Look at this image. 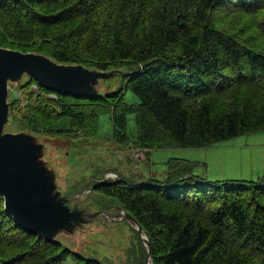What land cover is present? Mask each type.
Here are the masks:
<instances>
[{
  "label": "trees",
  "instance_id": "16d2710c",
  "mask_svg": "<svg viewBox=\"0 0 264 264\" xmlns=\"http://www.w3.org/2000/svg\"><path fill=\"white\" fill-rule=\"evenodd\" d=\"M0 46L98 71L129 70L121 89L91 98L25 76L18 85L25 105L10 99L15 133L92 141L108 114L113 143L143 151L131 152L139 162L155 150L212 148L264 132V0H0ZM128 90L139 103L127 102ZM64 116L69 128L59 126ZM199 166L171 159L165 175L141 182L107 170L81 192L132 215L148 234L154 264H264V174L212 181L195 174ZM140 247L146 264L142 240ZM70 256L74 264H112L24 231L0 195V264H64Z\"/></svg>",
  "mask_w": 264,
  "mask_h": 264
},
{
  "label": "rangeland",
  "instance_id": "374dc122",
  "mask_svg": "<svg viewBox=\"0 0 264 264\" xmlns=\"http://www.w3.org/2000/svg\"><path fill=\"white\" fill-rule=\"evenodd\" d=\"M113 72L106 78L100 77L91 85V90L94 89L93 93L105 95L121 89L125 79L122 72H129V70L125 68ZM11 88L16 89V86L12 85ZM124 94L128 103H139L140 100L132 91H125ZM17 96L18 88L10 94V97L14 99ZM99 125L100 137L92 141L85 142L84 137L36 138L37 142L45 146H41L40 154L47 166V172L53 177L56 190L64 197L71 198L74 204L80 202L78 195L82 188L91 181L101 178L103 171L118 172L130 181L141 182L146 181L152 174H156L158 178L165 175L167 162L171 159L199 164L195 174L212 181L256 180L264 173V132L233 138L212 148L155 150L151 152L147 161L141 159L137 162L132 153H138L140 150H124L113 143L115 132L108 114L100 117ZM59 126L69 128L70 119L66 116L62 117ZM5 130L14 132L9 125ZM126 133L129 140L133 142L137 134L136 120L133 115L128 118ZM84 195V204H79L81 213L79 218L86 220L87 214H94L91 224L87 225L90 228L80 227L69 235L61 234L60 241L73 253L81 254L86 258H104L112 264H143L141 239L133 231L134 228L123 220H112L115 219L114 214L119 212L114 209L117 206L115 202L106 199L102 202L103 204L94 203V197L99 194L94 193L89 201L87 193ZM101 205L105 206L103 209L109 207L108 211L100 213L102 210L97 208ZM74 262V258L70 256L64 264H74Z\"/></svg>",
  "mask_w": 264,
  "mask_h": 264
},
{
  "label": "water",
  "instance_id": "95a60500",
  "mask_svg": "<svg viewBox=\"0 0 264 264\" xmlns=\"http://www.w3.org/2000/svg\"><path fill=\"white\" fill-rule=\"evenodd\" d=\"M113 71L88 69L81 64H61L44 54L0 46V195L5 200L6 212L24 231L46 240L60 241L61 234L69 235L80 227L90 228L87 225L95 215L87 214L86 220L79 218V204H84L83 192L78 195L80 202L74 204L71 198L56 190L40 154L41 146H45L37 142L36 137L26 132L5 130L10 121L12 85L18 87L20 81L29 76L46 89L91 98L96 96L91 85L100 77L110 76ZM105 181L106 177L101 183ZM108 208L100 213L107 212ZM114 209L119 212L112 220L128 222L138 231L148 250L146 264H154L152 243L142 225L121 207Z\"/></svg>",
  "mask_w": 264,
  "mask_h": 264
},
{
  "label": "built area",
  "instance_id": "2783aa9c",
  "mask_svg": "<svg viewBox=\"0 0 264 264\" xmlns=\"http://www.w3.org/2000/svg\"><path fill=\"white\" fill-rule=\"evenodd\" d=\"M33 90L34 91H38L39 90V87L37 85H33ZM20 96H22L21 93H20ZM52 97L56 98V96H54V95ZM22 101H23V98H22ZM23 104L25 105L24 101H23ZM139 156H141V155L140 154L135 155L136 159H138ZM109 176L116 177L115 175H109Z\"/></svg>",
  "mask_w": 264,
  "mask_h": 264
},
{
  "label": "clouds",
  "instance_id": "9594fccd",
  "mask_svg": "<svg viewBox=\"0 0 264 264\" xmlns=\"http://www.w3.org/2000/svg\"><path fill=\"white\" fill-rule=\"evenodd\" d=\"M18 87H16V89H17ZM33 88V87H32ZM16 89H12L11 88V91H13V90H16ZM20 93H21V90L18 88V96L16 97V98H19V100L20 101H22V98H23V96H20ZM10 94H11V92H10ZM21 95H22V93H21ZM57 98V97H56ZM10 99H14V98H11V97H9V101H10ZM23 101H24V99H23ZM23 101H22V103H23ZM24 105V104H23ZM112 175H114V174H112ZM116 176V175H115Z\"/></svg>",
  "mask_w": 264,
  "mask_h": 264
},
{
  "label": "bare ground",
  "instance_id": "6f19581e",
  "mask_svg": "<svg viewBox=\"0 0 264 264\" xmlns=\"http://www.w3.org/2000/svg\"><path fill=\"white\" fill-rule=\"evenodd\" d=\"M173 126H174V124H173ZM178 127H179V126H178ZM173 128H174V127H173ZM173 128H172V129H173ZM175 128H176V125H175ZM174 130H175V129H174ZM176 130H177V129H176ZM171 131H172V130H171ZM173 134H174V132H173ZM108 217H109V216H108Z\"/></svg>",
  "mask_w": 264,
  "mask_h": 264
},
{
  "label": "crops",
  "instance_id": "0c3cea01",
  "mask_svg": "<svg viewBox=\"0 0 264 264\" xmlns=\"http://www.w3.org/2000/svg\"><path fill=\"white\" fill-rule=\"evenodd\" d=\"M263 174H264V173H263ZM263 174H262V175H263Z\"/></svg>",
  "mask_w": 264,
  "mask_h": 264
}]
</instances>
